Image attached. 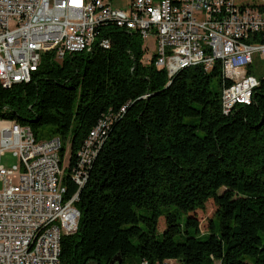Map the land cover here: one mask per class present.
Masks as SVG:
<instances>
[{
	"label": "trees",
	"instance_id": "trees-1",
	"mask_svg": "<svg viewBox=\"0 0 264 264\" xmlns=\"http://www.w3.org/2000/svg\"><path fill=\"white\" fill-rule=\"evenodd\" d=\"M99 29L91 49L48 50L29 81H0V115L39 137H70L73 154L104 113L126 105L81 189L60 264H108L116 254L121 264H264V72L248 65L260 79L252 99L226 113L219 62L169 77L138 31L113 21ZM210 198L217 208L203 231L190 212Z\"/></svg>",
	"mask_w": 264,
	"mask_h": 264
},
{
	"label": "built area",
	"instance_id": "built-area-1",
	"mask_svg": "<svg viewBox=\"0 0 264 264\" xmlns=\"http://www.w3.org/2000/svg\"><path fill=\"white\" fill-rule=\"evenodd\" d=\"M109 21L143 39L154 35L156 64L169 77L189 65L210 70L219 62L226 79L224 112L251 101L260 79L247 67L255 54L264 58V0H133L128 9L111 0H0L1 83L29 81L48 50L62 58L91 49L99 27ZM99 41L111 44L108 36ZM125 109L104 113L75 154L66 153L61 135L40 138L30 124L0 115V264H60L62 238L79 226L81 189ZM7 149L19 156L20 165L2 162ZM72 183L77 188L69 193Z\"/></svg>",
	"mask_w": 264,
	"mask_h": 264
},
{
	"label": "rangeland",
	"instance_id": "rangeland-1",
	"mask_svg": "<svg viewBox=\"0 0 264 264\" xmlns=\"http://www.w3.org/2000/svg\"><path fill=\"white\" fill-rule=\"evenodd\" d=\"M133 0H111V3L116 8H131ZM244 1V0H238ZM143 45L146 47V53L152 54L157 50V41L154 35H149L147 38H144ZM255 69L258 72H264V58L259 57L255 54ZM217 79L214 78L212 84H216ZM186 120H189L190 117L186 116ZM46 136H40V138H45ZM71 151V140L70 137L66 139V153L69 154ZM2 162L7 167H14L15 165H20V158L17 156L13 149H7L2 155ZM4 181L0 177V189L3 187ZM217 205L213 198H210L205 208H199L195 211H191L190 214L196 215L200 220V225L203 231H206L208 228L209 220L214 216ZM166 227L165 216L162 215L159 220V230H163ZM174 264H180L179 260H175Z\"/></svg>",
	"mask_w": 264,
	"mask_h": 264
},
{
	"label": "water",
	"instance_id": "water-1",
	"mask_svg": "<svg viewBox=\"0 0 264 264\" xmlns=\"http://www.w3.org/2000/svg\"><path fill=\"white\" fill-rule=\"evenodd\" d=\"M121 263H122V256L120 254H116L108 264H121Z\"/></svg>",
	"mask_w": 264,
	"mask_h": 264
}]
</instances>
